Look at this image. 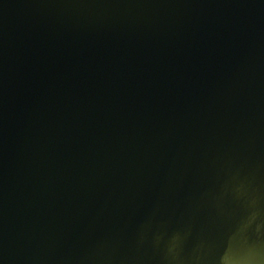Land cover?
Wrapping results in <instances>:
<instances>
[{"label": "water", "instance_id": "water-1", "mask_svg": "<svg viewBox=\"0 0 264 264\" xmlns=\"http://www.w3.org/2000/svg\"><path fill=\"white\" fill-rule=\"evenodd\" d=\"M0 264H264V0H0Z\"/></svg>", "mask_w": 264, "mask_h": 264}]
</instances>
